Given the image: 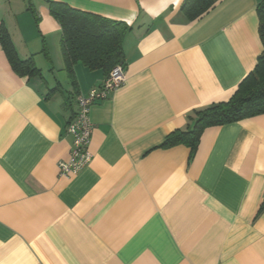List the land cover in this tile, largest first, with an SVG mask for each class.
Here are the masks:
<instances>
[{
    "label": "crops",
    "instance_id": "crops-1",
    "mask_svg": "<svg viewBox=\"0 0 264 264\" xmlns=\"http://www.w3.org/2000/svg\"><path fill=\"white\" fill-rule=\"evenodd\" d=\"M0 0L20 60L0 46V264H264V113L207 126L191 153L160 147L231 97L263 46L258 0ZM124 21V84L91 105V159L61 175L77 97L102 70H65L49 3ZM44 49V50H43Z\"/></svg>",
    "mask_w": 264,
    "mask_h": 264
},
{
    "label": "trees",
    "instance_id": "trees-1",
    "mask_svg": "<svg viewBox=\"0 0 264 264\" xmlns=\"http://www.w3.org/2000/svg\"><path fill=\"white\" fill-rule=\"evenodd\" d=\"M218 1L183 0L180 9L188 20H195ZM49 10L60 25L61 55L67 75L74 86V65L77 63L88 70L100 69L105 75L116 64L124 65L123 38L130 29L124 21L72 8L65 3L50 2ZM256 12L263 51L258 55L253 70L241 80L229 99L196 110L191 128L169 132L160 147L185 144L192 153L205 127L236 122L264 113V0H258ZM0 46L15 73L22 76L39 74L31 57L26 60L18 58L3 23H0Z\"/></svg>",
    "mask_w": 264,
    "mask_h": 264
},
{
    "label": "built area",
    "instance_id": "built-area-1",
    "mask_svg": "<svg viewBox=\"0 0 264 264\" xmlns=\"http://www.w3.org/2000/svg\"><path fill=\"white\" fill-rule=\"evenodd\" d=\"M126 80L124 65L116 64L103 78L100 84L77 97V110L68 122L66 131L73 136L70 157L67 161L58 163L61 175L74 174L83 168L91 159L88 145L91 139L92 123L89 112L92 104L102 101L121 87Z\"/></svg>",
    "mask_w": 264,
    "mask_h": 264
},
{
    "label": "rangeland",
    "instance_id": "rangeland-1",
    "mask_svg": "<svg viewBox=\"0 0 264 264\" xmlns=\"http://www.w3.org/2000/svg\"><path fill=\"white\" fill-rule=\"evenodd\" d=\"M5 8V5L4 4H1L0 5V10H3Z\"/></svg>",
    "mask_w": 264,
    "mask_h": 264
}]
</instances>
